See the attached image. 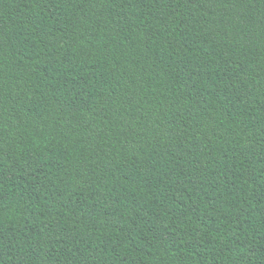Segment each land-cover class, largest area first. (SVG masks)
I'll use <instances>...</instances> for the list:
<instances>
[{"label": "trees", "instance_id": "obj_1", "mask_svg": "<svg viewBox=\"0 0 264 264\" xmlns=\"http://www.w3.org/2000/svg\"><path fill=\"white\" fill-rule=\"evenodd\" d=\"M0 264H264V0H0Z\"/></svg>", "mask_w": 264, "mask_h": 264}]
</instances>
